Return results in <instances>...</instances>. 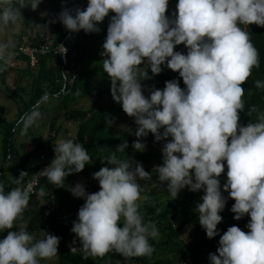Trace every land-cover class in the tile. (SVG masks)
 I'll list each match as a JSON object with an SVG mask.
<instances>
[{"label":"clouds","instance_id":"9594fccd","mask_svg":"<svg viewBox=\"0 0 264 264\" xmlns=\"http://www.w3.org/2000/svg\"><path fill=\"white\" fill-rule=\"evenodd\" d=\"M41 2L0 0V28L21 18L22 8L36 10ZM168 5L169 0H88L83 9L63 7L56 20L71 32L98 33L99 23L114 13L100 53L103 70L110 78L113 100L135 118L134 135L144 138L152 133L155 141H166L162 163L153 169L159 181L166 182L173 198L186 186L193 192L203 190L194 210L208 238L220 235L217 226L228 198L235 200L230 209L234 219L250 216L248 232L233 225L220 235L217 251L209 253V264H264V113L256 122L239 123L242 84L252 68L259 67V53L241 25L264 26V0H178L174 18L166 15ZM180 44L186 54L174 51ZM11 46L10 41L0 42V59L13 50ZM61 47L60 54L66 55L68 49ZM141 64H147L153 75L163 66L178 72L185 87L178 79L168 80L163 89L153 88L146 97L141 80L151 77L148 69L140 71ZM255 84L264 88V81ZM38 106L21 118L25 131L39 119ZM127 147L126 140L120 150ZM132 148L143 152L146 144L137 139ZM54 151L44 174L57 187L91 160L86 148L72 139L55 142ZM101 159L108 166L93 173L99 191L88 193L81 183L70 187L75 197L85 201L71 228L80 241L79 250L86 257H102L111 250L126 257L150 256L154 249L149 237H157L158 229L143 221L137 201L138 181L150 180L151 173L130 158ZM225 166L227 179L221 185ZM26 175L21 171L17 182ZM5 189L0 182V233L12 229L28 206L32 186ZM59 241L48 232L37 240L24 229L11 230L0 239V264H39L57 255Z\"/></svg>","mask_w":264,"mask_h":264},{"label":"trees","instance_id":"16d2710c","mask_svg":"<svg viewBox=\"0 0 264 264\" xmlns=\"http://www.w3.org/2000/svg\"><path fill=\"white\" fill-rule=\"evenodd\" d=\"M60 1L61 0H53L56 9H59ZM74 3L75 0H70L64 7L72 6ZM177 3L178 0H169L166 15L174 18L172 14L176 11ZM58 15L59 13L50 21L53 26V33L51 36L55 42L54 45L65 36L62 25L56 20ZM112 15H114V13L110 12L109 15L105 17L104 21L99 23L100 32L85 33L83 30H80L78 36L68 42L67 45L71 48L72 52L66 55L68 62L66 71L63 69V56L51 51L38 58L35 66H31L28 60L29 57L23 54L18 60L23 63L25 62V66L19 67L17 65L15 68L10 67L0 75L4 83L9 75L15 71L19 72V74L29 76V81L26 83V87L28 88L29 86V91L27 93L28 98H22V96H20L22 99L20 102H23L24 106L19 111L17 118L10 120L3 117L0 113L1 150L3 159L4 161L18 160V170L12 181L6 185V191L18 187L23 188L25 186V184L23 185L17 182V178L21 171L32 174V177L36 172L42 169L44 163L41 164V154L45 153L48 158V162L45 163L43 167L50 165L52 158L55 157V151L52 145L58 138V130L50 125V121L47 124V139L45 142L38 143L25 155L18 152L14 141V135L15 128L22 115L30 111L32 107L41 103L42 97L45 95L55 98L57 102L62 101L63 105H67L70 101L84 98L93 90L92 83L89 81L90 78L108 75L103 70V64L100 61V53L103 51L102 45L106 39L107 27ZM29 17L34 20L27 21L24 29L26 32L33 31L35 22L38 20L48 22L47 18L40 15H30ZM53 20H56V22H52ZM241 27L249 34L252 44L259 53V67H253L250 76L242 84L245 90L244 96L242 97L244 108L240 112L239 123L247 125L249 122H256L259 115L264 113V88H257L255 84L257 80L264 81V26H258L253 23L250 25H241ZM46 38L31 39V41L32 43H36L44 41ZM18 40L20 41L19 37ZM10 48L16 49V45ZM174 51H180L186 54L187 49L183 44H180L175 47ZM72 62H75L73 68L76 70V77L72 84H67V91L63 93L64 72H67L66 75L68 76L72 75ZM147 69L148 66L144 71H147ZM148 75L151 79L141 80L143 92L146 97L149 96L153 88L163 89L165 87V82L168 80L178 79L180 86L182 88L185 87L183 79L179 77V73L166 66H163L162 72L156 75H153L149 68ZM6 89L9 92L14 91L9 86ZM97 95L99 100L105 97L108 99L89 109H77L70 115L72 119H75L77 116L80 119L76 132L77 143H80L86 148L91 160L80 172L68 175L63 182V187H57L50 183L49 187L51 190L49 193H46L42 188L44 182L48 179L46 175L41 177L34 192L30 194L28 206L14 222L13 228L8 230L18 231L24 229L37 240L44 238L45 232L60 237L57 253L59 264H172L169 260H155L154 256L160 252L161 248L166 245L170 239L178 235L177 230L172 228V220L185 209V200L203 195V190L193 192L186 186L184 189L180 190L177 197L174 198L176 200L182 196L183 200L179 199L177 202L167 203L162 202L163 197L161 198L160 195L162 192L170 194L166 187V182L165 184L159 182L149 190L146 197L139 204L138 211L145 223L168 229L166 240L156 241L149 237V243L154 249L150 256L126 257L115 250H111L102 257H86L79 250V247H81L79 239L76 237L75 233L71 232L73 221L76 220L78 210L85 201L83 198L75 197L70 191V187H74L77 183H81L88 193L99 191L100 185L98 180L93 178V173L99 171L101 167L108 166L107 162L102 161L101 158L110 155H115L117 158L120 153L130 154L136 152L143 165H148L151 160L157 161V165H159L158 161L162 158L161 149L166 142L164 140L159 142L155 141L152 133H149L147 137L138 138L134 135L135 131H131V134L127 130H121L118 133L113 131V123L121 120L125 112L121 104L115 102L112 98L110 78H108L97 90ZM253 107H255V111H251ZM137 139H143L146 146H149V148L143 152L134 150L132 148V143ZM168 139L170 140L171 137ZM126 140L128 142V147L121 151L120 146L123 145ZM2 168L3 166H1V169ZM219 179L221 180V185H223L227 178ZM29 180L30 179H28L27 182ZM223 195L228 197V192L223 191ZM234 203L235 200L233 198H228L225 209L220 213L223 218L221 223L217 226L220 235L227 231L228 227L233 225L239 226L245 232L249 231L246 225L250 220V216L246 214L240 220L234 219L235 214L230 211ZM185 226L191 229L192 234L186 239V245L181 253L182 260H189L191 264H209V253H215L217 251L220 235L208 238L206 231L199 224L198 213L191 216H184L178 228L183 229ZM72 247H77V251L72 252Z\"/></svg>","mask_w":264,"mask_h":264},{"label":"rangeland","instance_id":"374dc122","mask_svg":"<svg viewBox=\"0 0 264 264\" xmlns=\"http://www.w3.org/2000/svg\"><path fill=\"white\" fill-rule=\"evenodd\" d=\"M70 0H61L59 9H56L53 0H42L41 4L38 6L36 10H32L30 6L24 7L21 9L22 17L19 18L14 24L10 23L9 25L3 26L0 28V42H11V45H15L18 41V37L20 38L22 35H27L32 39H43L46 37H52L53 26L51 25V19L55 18L57 13H60L64 5ZM88 0H85V4L87 5ZM7 6V5H5ZM30 15H40L48 19V22H43L42 20H38L35 22V27L33 31L26 32L25 26L27 21H32L34 19L30 18ZM104 57H100V61L103 64ZM25 66V62L23 63ZM17 66V63H16ZM15 66V67H16ZM148 65L141 64L140 71H144ZM66 68V66H64ZM24 76V77H23ZM107 76H94L89 79L92 83L93 90L89 92L87 96L84 98L70 101L67 105H63L62 101L57 102L55 98L48 97L47 100L42 101L37 104L38 111L40 112V117L31 125L26 131L23 128L22 123H17L15 128L14 141L17 147V150L20 154L25 155L30 150H32L38 143L45 142L47 139V124L50 121V125L56 130H58V137L60 140H68L72 139L77 143V128L79 123V117L77 116L75 119L70 118V115L75 112L77 109H89L92 106H96L108 98L105 97L102 100L98 99L97 90L104 84V82L108 79ZM29 81V76L24 74H19V72H12L9 75L6 82L4 83L0 78V113L3 117H6L10 120H14L17 118L19 111L23 108L24 104L20 96L22 98H28V88L26 87V83ZM10 87L14 91H8L6 88ZM27 89V90H26ZM34 107L30 109V111L25 112L21 118H23L26 114L30 113ZM53 120V123H52ZM113 131L118 133L121 130H124L123 127H127L131 131H135L137 125L135 124V118L130 117L128 114L124 113L122 119L113 123L112 125ZM149 146H146L145 150L148 149ZM131 159L134 161H139V155L136 152L133 153H120L117 157L118 160H127ZM54 157L52 158V160ZM159 164L162 163V158L158 161ZM157 165V161H150L148 165H143L145 171L151 173L150 180H139L138 183L141 185V194L140 199L137 201L139 205L141 201L146 197L149 190L157 185L160 181L158 179V174L155 172L154 167ZM1 166L3 168L1 169ZM18 170V160H10L4 161L2 150H1V132H0V182H3L5 185H8ZM227 166H225V172L221 174L219 178L226 179ZM32 174H28L24 177L22 184L26 186L27 180L31 177ZM21 184V185H22ZM22 185V186H23ZM50 182L46 180L42 188L46 193H49L51 188L49 187ZM161 198L163 203L167 202H177V200H183L182 196L179 199H174L171 194L161 193ZM203 195L195 196L194 198H188L185 200V209L178 214V216L172 220V228H175L178 232V235L174 238L170 239L169 242L164 245L160 252L154 256V259L160 260H169L172 264H191L189 260H182L181 253L186 245V239L189 238L192 234L191 229L188 226H185L183 229H179L178 226L181 223L184 216H191L197 214L194 210L195 206L198 202H201V197ZM158 229V236L153 238L154 240H166L167 239V231L168 229L165 227H156ZM9 230L6 229L4 232L0 233V239H3L7 236ZM41 236V235H40ZM37 237V236H36ZM183 240H182V239ZM39 264H59L58 256L51 259H41ZM154 264V263H152Z\"/></svg>","mask_w":264,"mask_h":264},{"label":"built area","instance_id":"2783aa9c","mask_svg":"<svg viewBox=\"0 0 264 264\" xmlns=\"http://www.w3.org/2000/svg\"><path fill=\"white\" fill-rule=\"evenodd\" d=\"M85 0H75V3L72 6H69L68 8L70 9H75V7L79 6L83 9V4H84ZM62 27H63V33L65 34V36L56 44L53 41V38L48 37L46 38L44 41H39L36 43H32V41L29 39V37L27 35H22L21 39L16 47V49L14 50H10L8 49V55H6L3 59H0V66H2L4 68L3 71H0V75L3 74L8 68L10 67H15L16 65V61L18 60V58L25 54L29 57V63L31 66H35L37 64V60L38 58H40L43 55L48 54L51 51H54L55 53H62V47L61 45L65 46L68 51L66 53V55L71 51V48L67 45L68 42L71 39H74L76 36H78V32H71L70 30L66 29L65 26L59 22ZM74 54V51H73ZM66 55H62L64 58V65H63V69L66 71L67 69L64 68V66H67L68 62L66 59ZM73 65H75V62H72L71 64V69H72V75L68 76L66 75L67 72H64V85H63V93H65L66 90V86L68 83H73L74 79L76 77V70L73 68ZM60 139L59 137L55 140V142H59ZM54 142V143H55ZM54 143L52 145L53 149H54ZM41 164H45L48 162V158L46 156L45 153L41 154ZM43 164V165H44ZM42 165V169L38 172H36V174H34L30 180L26 183V186L28 184H31L32 186V190L31 193L34 192L36 185L39 184V181L41 179V177L45 176L44 172H45V167H43ZM24 186V187H26Z\"/></svg>","mask_w":264,"mask_h":264},{"label":"crops","instance_id":"0c3cea01","mask_svg":"<svg viewBox=\"0 0 264 264\" xmlns=\"http://www.w3.org/2000/svg\"><path fill=\"white\" fill-rule=\"evenodd\" d=\"M17 65H18L19 67H21V66H23V62H22V61H19V62L17 63Z\"/></svg>","mask_w":264,"mask_h":264},{"label":"bare ground","instance_id":"6f19581e","mask_svg":"<svg viewBox=\"0 0 264 264\" xmlns=\"http://www.w3.org/2000/svg\"><path fill=\"white\" fill-rule=\"evenodd\" d=\"M14 49V48H13Z\"/></svg>","mask_w":264,"mask_h":264}]
</instances>
